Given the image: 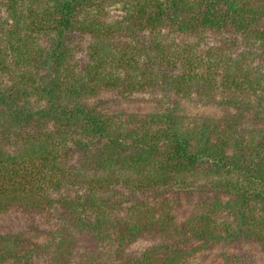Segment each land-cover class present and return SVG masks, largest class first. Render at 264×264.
Listing matches in <instances>:
<instances>
[{
  "label": "trees",
  "instance_id": "1",
  "mask_svg": "<svg viewBox=\"0 0 264 264\" xmlns=\"http://www.w3.org/2000/svg\"><path fill=\"white\" fill-rule=\"evenodd\" d=\"M219 245L264 262V0H0V264H202Z\"/></svg>",
  "mask_w": 264,
  "mask_h": 264
},
{
  "label": "rangeland",
  "instance_id": "2",
  "mask_svg": "<svg viewBox=\"0 0 264 264\" xmlns=\"http://www.w3.org/2000/svg\"><path fill=\"white\" fill-rule=\"evenodd\" d=\"M111 14L114 17L120 16V13L115 12V11L111 12ZM83 47L85 48L86 45L84 44ZM156 99H158V101H161L162 100L161 95L156 94L155 99H153V96H152V97H148L145 101L137 100V101H133V102H121V103H117V104L112 103V106H113V109L116 111L122 110V111H125L128 113H145V112L152 111V110L157 108L156 107ZM158 101H157V103H158ZM188 112L191 113L192 115L195 113H202V114H206V115L213 114L214 115V114L219 113V109L216 108L214 105L198 106V108H195V106H193V103H192L191 107H189V109H188ZM168 197H170V196H168ZM197 199H198L197 195L188 199L187 202L185 201L186 199L184 197L181 198L182 206L176 210L178 219L184 218L185 215H187V213H188L187 211H191L193 209V206H194L195 202L197 201ZM30 218H31L30 216H24V215L20 216L19 215L20 221L17 222V220L14 218V216L10 215V216H8L7 219H5L3 224L9 225L7 227H13V226L17 227L18 226V228H20L21 230H26L28 235H31L30 232L32 230V226H31L30 221H33L34 223H36L37 218H34V219H30ZM41 223H42V221L39 220V224H41ZM42 230H44V228H42ZM149 243L150 242H148V241H139V242H137L136 246L141 248V247L147 246ZM223 252L230 254L231 253V247L223 248L220 245L215 246L212 250L206 251V252L198 255V256H200L199 261H203L202 264H224L222 256H221V254ZM257 256H259V255L257 254ZM201 257L204 259L201 260ZM256 259L257 260H255L254 264H264L263 258L261 256L257 257ZM42 261L43 260L35 259L33 263L34 264H46V262H42Z\"/></svg>",
  "mask_w": 264,
  "mask_h": 264
}]
</instances>
